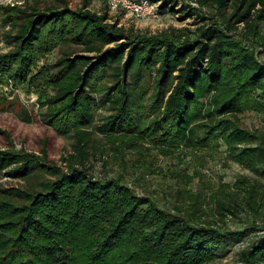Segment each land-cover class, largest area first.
Listing matches in <instances>:
<instances>
[{"label": "trees", "instance_id": "16d2710c", "mask_svg": "<svg viewBox=\"0 0 264 264\" xmlns=\"http://www.w3.org/2000/svg\"><path fill=\"white\" fill-rule=\"evenodd\" d=\"M57 1L0 7L11 27L0 78L37 93L41 121L75 139L64 167L46 139L39 153L0 149V177L31 182L0 187V264H204L223 255L245 233L226 218L264 208L260 179L222 181L209 196L181 188L170 210L124 177L95 176L90 146L95 129L115 151L186 156L224 143L230 160L264 178V129L243 122L246 112L264 116V0H186L202 24L161 34L109 22L108 6ZM154 1L162 10L179 3ZM65 42L81 52L38 68ZM99 109L108 114L96 123ZM195 175L174 172L185 185ZM240 255L264 264V237Z\"/></svg>", "mask_w": 264, "mask_h": 264}, {"label": "rangeland", "instance_id": "374dc122", "mask_svg": "<svg viewBox=\"0 0 264 264\" xmlns=\"http://www.w3.org/2000/svg\"><path fill=\"white\" fill-rule=\"evenodd\" d=\"M82 1L69 0V3L75 7L81 5ZM88 1L91 9L100 12L105 10L106 5L103 1ZM59 4L60 2L57 0H24L23 5L45 8ZM187 5L186 0H179L177 5L164 8L167 10L159 9L156 16L136 17L127 15L125 9L111 12L108 10L110 14L108 21L115 22L127 30L148 34L169 33L171 30L175 31L183 27L195 29L202 23L194 12L187 14L189 12ZM10 28V24L4 22V16L0 10V52H6L11 48L6 37ZM81 49V46L75 44L62 43L39 61L38 68L45 62L54 63L66 52L80 53ZM262 57L260 56V58ZM37 98V93L29 92L25 86H17L12 80L0 78V105L3 102L6 104L4 110L0 106V149L23 147L26 150L39 153L42 151V142L46 139L49 158L64 167L65 162L62 157L72 150L75 139L72 134L57 133L41 121L38 114ZM22 112H28L31 117L30 122L24 119ZM107 114L108 111L105 109H99L96 114V123ZM243 122L247 127L264 129V116L260 114L246 112L243 115ZM2 130L10 132L12 145ZM90 151L93 153L91 172L95 176L99 178L124 177L125 181L138 194L154 196L170 210H173L172 204L177 201V191L181 188H191L194 191L201 189L204 194L209 196L212 189L217 190L222 181L233 186L239 177H248L256 181L260 179L259 181L264 183L263 177L238 162L230 160L227 156V146L224 143L214 152H189L186 156H183L184 152L177 153L179 155H161L156 150L145 154L129 149L115 151L109 147L103 135L95 129ZM174 172L196 175L190 184L185 185L182 180L179 182V179L174 176ZM45 174L51 176L48 173ZM27 184H31L29 179L0 177L1 188L20 187ZM225 222L230 230H240L245 233L241 237L231 240L226 253L204 264H241L240 254L243 248L264 237V208L255 217L249 212L243 211L238 216L229 215Z\"/></svg>", "mask_w": 264, "mask_h": 264}, {"label": "built area", "instance_id": "2783aa9c", "mask_svg": "<svg viewBox=\"0 0 264 264\" xmlns=\"http://www.w3.org/2000/svg\"><path fill=\"white\" fill-rule=\"evenodd\" d=\"M108 6V10L117 11L120 9H125L126 14L129 16H146L153 15L156 16L161 1L154 0H101ZM194 6H197V3L192 2ZM24 0H0L1 6H16L23 5ZM110 16V14H109Z\"/></svg>", "mask_w": 264, "mask_h": 264}]
</instances>
